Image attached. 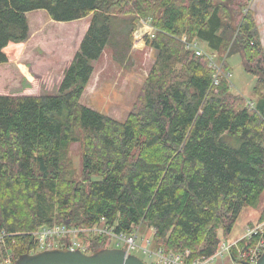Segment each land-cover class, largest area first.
Instances as JSON below:
<instances>
[{"label":"trees","instance_id":"1","mask_svg":"<svg viewBox=\"0 0 264 264\" xmlns=\"http://www.w3.org/2000/svg\"><path fill=\"white\" fill-rule=\"evenodd\" d=\"M251 1L0 0V64L8 44L29 38L26 13L44 10L56 22L90 16L56 94L0 95V232L12 262L36 251L43 227L76 231L102 220L114 234L149 228L153 250L188 251L187 262L216 254L217 228L228 236L264 192V50ZM148 19L153 63L123 121L80 104L93 62L108 48L113 62L129 63L136 25ZM183 36L204 44L219 71ZM233 55L255 78L251 108L230 90ZM75 143L80 172L68 158ZM109 240L82 244L92 254ZM5 257L0 251V263Z\"/></svg>","mask_w":264,"mask_h":264},{"label":"rangeland","instance_id":"2","mask_svg":"<svg viewBox=\"0 0 264 264\" xmlns=\"http://www.w3.org/2000/svg\"><path fill=\"white\" fill-rule=\"evenodd\" d=\"M250 9L254 13L255 20L260 22L259 27L263 42V45L262 43L261 45L264 50V0H252ZM27 18L32 31L29 32L28 39H30V35L34 31L36 34L33 35L31 41H27V39L23 42L24 44L19 43L21 45L17 49H15L17 46L13 44L7 45V51L13 58L17 52H19L21 58L18 61L19 63L16 60L17 64L12 62L14 71L10 68L9 71L5 72L6 74L4 76L3 73L5 70L0 73V95L18 97L56 94L64 70L69 66L74 57L79 47L78 42L82 40V36L86 32L90 20V16H87L71 22H56L51 20L44 10L30 11L28 12ZM82 30H84L83 35ZM152 34L153 29L150 26L149 19L140 20L137 23L133 33V43L130 51L131 59L124 66L113 62L110 50L106 48L102 56L93 62V73L81 95L80 104L116 121H123L126 114L134 106L139 89L153 63V51L145 46L144 41L145 37L152 36ZM199 47L206 51L204 44L199 43ZM226 62L229 67L227 78L229 79L231 92L244 97L247 106H250L249 103H253L255 99V96L252 94L255 78L244 71L239 55L229 57ZM33 72H37V74ZM68 158L72 162L73 168L77 172H80L81 148L79 144L75 143L70 145ZM263 208L264 192L260 196L255 208L247 207L241 210L228 236L225 237L222 226L217 228V236L221 240V243H233L241 240L246 230L257 223V220L262 215ZM105 227L104 221L102 220L98 226L92 229H76V232L73 235L71 234V237L76 243L86 248V245L82 244V240L99 235L97 234V230ZM152 234L153 231L151 229L146 227L140 228L137 232L136 239L137 245H140V249L149 247V252L153 251V248L150 246L151 244L149 246L146 244L147 240L151 241ZM110 237L113 238L112 235ZM59 240L62 239L53 238L51 242ZM119 243L115 238L110 239L108 248L125 251L126 249ZM57 246L58 244L53 249L60 248ZM61 248L64 249V247ZM242 248L238 244V249L242 250ZM0 251L1 256L10 254L8 251L6 252L7 254L5 253L3 245L0 246ZM37 252H40V250L36 249V251L29 254H35ZM231 253L235 255L236 259L224 253L222 257L218 256L214 262L208 264H239L240 259L237 257L236 252L232 251ZM129 254L135 255L145 264H154L156 261L155 257L148 256V254H143L140 251L132 250ZM3 260H5L4 262L6 264L12 262V255L10 254V257H5Z\"/></svg>","mask_w":264,"mask_h":264},{"label":"built area","instance_id":"3","mask_svg":"<svg viewBox=\"0 0 264 264\" xmlns=\"http://www.w3.org/2000/svg\"><path fill=\"white\" fill-rule=\"evenodd\" d=\"M181 39L183 42H187L185 36H183ZM186 48L189 50H194L197 56H206L209 61V66L219 71L214 62V56L200 48L196 42L186 43ZM217 83L218 79L215 77L214 85H217ZM249 104L252 107V103ZM75 232L76 231L74 230H68L64 225H54L50 228L43 227L34 234L38 243L37 249H39L40 251L49 250L53 249V247L58 244L57 247L60 248L65 246V249L80 250L81 252L86 253V248L81 246L79 243H76L73 238L70 240V243L62 242V240H64L66 236H70L71 234L73 235ZM97 234L106 235L110 239L115 238L123 245V248L126 249L125 251L127 254H129L130 251L134 250L137 252L140 251L143 254H148V256L155 257L156 261L154 264H208L214 262L216 257H222L224 253L229 255V257H232V251L236 252L237 257L240 259V261L254 264L264 252V220L260 223H256L246 230L241 240H244L246 242L252 241V244L248 248H242V250L238 249V244L241 240L233 243L223 242L220 244L219 250L213 256L208 258H195L191 262H187V259L189 257L188 251H185L184 253H165L162 249H158L151 251V253L148 250L149 247H145L146 249H140V245H137L136 242L137 232H132L131 234H114L108 227H105L97 230ZM111 235L113 238L110 237ZM4 236L5 234L3 232H0V246L4 243ZM53 238L62 240L51 242V239ZM146 244L149 246L150 240H147ZM6 257H10V254H7ZM5 260H3L1 263H5ZM8 264H12V262H8Z\"/></svg>","mask_w":264,"mask_h":264},{"label":"water","instance_id":"4","mask_svg":"<svg viewBox=\"0 0 264 264\" xmlns=\"http://www.w3.org/2000/svg\"><path fill=\"white\" fill-rule=\"evenodd\" d=\"M1 264V263H0ZM12 264H145L138 257L116 248H105L92 254L80 250L54 248L19 256ZM241 264H249L242 262ZM254 264H264V252Z\"/></svg>","mask_w":264,"mask_h":264},{"label":"crops","instance_id":"5","mask_svg":"<svg viewBox=\"0 0 264 264\" xmlns=\"http://www.w3.org/2000/svg\"><path fill=\"white\" fill-rule=\"evenodd\" d=\"M27 16H28V13L26 14V18H27ZM27 21H28V18H27ZM256 23H257V25H258V32H259L260 41H261V43H262V45H263L261 29H260V27H259V26H260V22H258V21L256 20ZM28 28H29V32H30V31H31V28H30L29 24H28ZM83 31H84V30H82V35H83ZM31 32H32V31H31ZM34 34H36L35 31H34L33 34L30 35V39H28L27 41H31V39H33V35H34ZM82 35H81V36H82ZM31 37H32V38H31ZM82 37H83V36H82ZM80 41H81V40H79L78 45H79ZM22 44H24V43H22ZM10 45H12V44L10 43ZM13 45L17 46V47H15V49H17L18 47H20L19 45H21V44H13ZM4 52H5V54L8 56V62H7V63H2V64H0V73H1L2 71L5 70L4 73H3V76L6 74V73H5L6 71H9L10 68H11L12 71H14V69H13L14 65H12V62H15V63H16V60H17V63H19L18 61H19V59L21 58V55H19V52L15 53V56H14V58H13L12 55H10L9 52L7 51V46L4 48ZM15 63H14V64H15ZM17 63H16V64H17ZM33 73L37 74V72H33ZM90 78H91V77H90Z\"/></svg>","mask_w":264,"mask_h":264},{"label":"bare ground","instance_id":"6","mask_svg":"<svg viewBox=\"0 0 264 264\" xmlns=\"http://www.w3.org/2000/svg\"><path fill=\"white\" fill-rule=\"evenodd\" d=\"M140 43V42H139ZM142 43V42H141Z\"/></svg>","mask_w":264,"mask_h":264}]
</instances>
